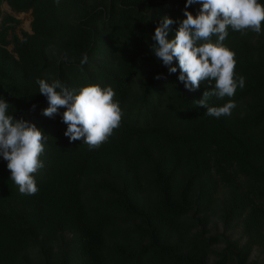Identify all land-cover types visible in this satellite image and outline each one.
I'll list each match as a JSON object with an SVG mask.
<instances>
[{"label": "trees", "instance_id": "16d2710c", "mask_svg": "<svg viewBox=\"0 0 264 264\" xmlns=\"http://www.w3.org/2000/svg\"><path fill=\"white\" fill-rule=\"evenodd\" d=\"M3 2L30 12L29 32L17 33ZM185 4L0 0V98L46 137L35 195L19 193L0 156V264H262L253 252L264 254V22L260 34L228 29L245 86L232 114L215 118L195 103L210 86L187 90L178 61L169 74L152 51L161 18L185 19ZM37 79L76 92L111 86L120 126L95 150L70 142L65 109L42 114Z\"/></svg>", "mask_w": 264, "mask_h": 264}, {"label": "clouds", "instance_id": "9594fccd", "mask_svg": "<svg viewBox=\"0 0 264 264\" xmlns=\"http://www.w3.org/2000/svg\"><path fill=\"white\" fill-rule=\"evenodd\" d=\"M54 3L59 6L60 0H54ZM193 3L201 5L195 16L188 11ZM183 14L186 18L182 20H173L167 15L161 18L152 37L155 41L152 51L169 74L177 72L173 62L174 59L178 61V80L187 90L197 91L202 83L210 86V90H205L202 98L195 101L197 106L207 109V115L215 118L230 116L236 108L231 98L237 88L245 86V78L235 75V53L224 41L229 28L241 35L248 31L260 34L264 6L258 0H186ZM173 24L178 27L174 38L169 39ZM212 37H216L215 42ZM87 60L84 54L81 66ZM36 83L39 93L48 101V107L42 111L44 116L51 118L60 108L65 109L62 115V121L67 125L64 135L70 142L82 140L90 150H95L120 126L122 110L119 102L113 100L115 92L111 86L102 88L98 84H89L76 92L69 90L59 79L51 82L37 79ZM213 96L219 100L229 99L222 106L209 107L208 100ZM9 106L4 98H0V156L8 162L10 179L18 186L19 193L35 195L39 188L34 174L44 167L40 157L46 137L35 123L8 114ZM32 107L34 109L35 105Z\"/></svg>", "mask_w": 264, "mask_h": 264}, {"label": "rangeland", "instance_id": "374dc122", "mask_svg": "<svg viewBox=\"0 0 264 264\" xmlns=\"http://www.w3.org/2000/svg\"><path fill=\"white\" fill-rule=\"evenodd\" d=\"M1 9L2 12L4 14H11L12 16H14L15 18L20 20V24L17 28V33H20V30H24V31H30L31 27H30V23H31V15L30 12H15L13 10H11V8L7 5V3L3 2L1 5ZM9 49L12 48L11 45L8 46ZM234 237H238L240 235V232L238 230H236V232L233 233ZM253 256L256 257L262 264H264V254L260 253L258 248L254 249L253 252Z\"/></svg>", "mask_w": 264, "mask_h": 264}]
</instances>
